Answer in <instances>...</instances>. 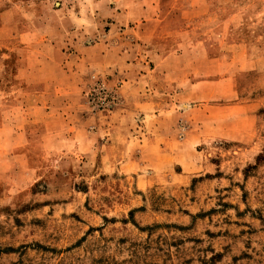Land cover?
Listing matches in <instances>:
<instances>
[{
    "label": "rangeland",
    "instance_id": "rangeland-1",
    "mask_svg": "<svg viewBox=\"0 0 264 264\" xmlns=\"http://www.w3.org/2000/svg\"><path fill=\"white\" fill-rule=\"evenodd\" d=\"M152 13L164 14L168 43L195 45L204 72L216 68L208 55L235 69L240 99L258 100L261 146L251 163L211 175L224 179L217 187L202 185L201 172L179 189L145 188L144 177L101 173L81 156L62 174L43 157L36 86L84 66L79 88L94 129L122 98L93 111L88 90L100 79L120 91L125 79L94 61L122 48L147 50L149 61ZM218 145L214 161L240 147ZM190 158L186 150L181 162ZM0 264H264V0H0Z\"/></svg>",
    "mask_w": 264,
    "mask_h": 264
},
{
    "label": "crops",
    "instance_id": "crops-1",
    "mask_svg": "<svg viewBox=\"0 0 264 264\" xmlns=\"http://www.w3.org/2000/svg\"><path fill=\"white\" fill-rule=\"evenodd\" d=\"M163 15H150L149 61L144 57L147 50L140 51V57H132L123 48L114 52L113 59L110 53H101L98 62L94 61L99 70L119 69L125 78L119 91L121 106L101 118L94 129L88 128L90 120L84 117L79 88L78 69L85 73L84 66L75 64L64 77L60 68L61 75L55 82L36 86L34 123L42 128L38 139L45 151L43 157L57 161L52 166L56 172L69 173L74 157L81 156L86 165L97 166L101 173L144 177L145 188L170 184L179 189L201 172L209 175L202 185L217 187L223 178L211 175L223 167L235 171L239 160L245 165L251 163L255 147L261 146L257 136L258 100L240 99L235 89V69L220 68L219 60L208 55L207 62L216 68L204 72L201 60L192 55L195 45L168 43ZM224 56L221 63L229 60L228 54ZM179 120L189 124L181 141ZM22 128L28 142L26 127ZM218 144L240 147L229 151L227 159L214 161L211 148ZM186 150L192 158L184 165L182 153ZM224 159L227 162L223 163Z\"/></svg>",
    "mask_w": 264,
    "mask_h": 264
},
{
    "label": "built area",
    "instance_id": "built-area-1",
    "mask_svg": "<svg viewBox=\"0 0 264 264\" xmlns=\"http://www.w3.org/2000/svg\"><path fill=\"white\" fill-rule=\"evenodd\" d=\"M89 106L93 111L105 110L120 104V93L116 88H108L103 80H96L87 92ZM179 137L182 139L189 129L188 123H181L178 127Z\"/></svg>",
    "mask_w": 264,
    "mask_h": 264
}]
</instances>
